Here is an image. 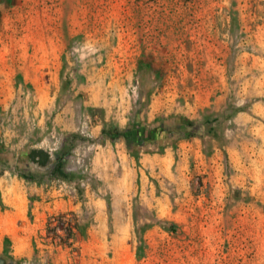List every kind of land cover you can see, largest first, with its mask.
Instances as JSON below:
<instances>
[{
  "label": "rangeland",
  "instance_id": "1",
  "mask_svg": "<svg viewBox=\"0 0 264 264\" xmlns=\"http://www.w3.org/2000/svg\"><path fill=\"white\" fill-rule=\"evenodd\" d=\"M261 156L264 0H0V187L75 221L0 264H264Z\"/></svg>",
  "mask_w": 264,
  "mask_h": 264
},
{
  "label": "crops",
  "instance_id": "2",
  "mask_svg": "<svg viewBox=\"0 0 264 264\" xmlns=\"http://www.w3.org/2000/svg\"><path fill=\"white\" fill-rule=\"evenodd\" d=\"M199 146L196 139L180 142L181 160L185 161L188 158L196 162L202 160L204 156ZM167 153L143 154L141 159L148 161L145 167H154L157 161L158 169L165 172L166 163L162 157ZM262 163L264 158L261 156L256 159L255 166ZM0 189V200L4 207V210H1L0 205V238L7 237L10 240V253L13 256L30 258L34 248L38 247V237L44 232L45 226L47 227L49 217L72 208V203L69 198L59 196L53 188L48 189L46 185L28 183L18 178L4 181Z\"/></svg>",
  "mask_w": 264,
  "mask_h": 264
},
{
  "label": "trees",
  "instance_id": "3",
  "mask_svg": "<svg viewBox=\"0 0 264 264\" xmlns=\"http://www.w3.org/2000/svg\"><path fill=\"white\" fill-rule=\"evenodd\" d=\"M189 127H194L195 124L191 121L188 123ZM41 151H31L29 159L34 161L36 153ZM46 159L49 157L48 153H45ZM75 221L73 216H67L66 214H56L49 217L47 221V234L53 240L59 242H65L72 239L74 235Z\"/></svg>",
  "mask_w": 264,
  "mask_h": 264
},
{
  "label": "built area",
  "instance_id": "4",
  "mask_svg": "<svg viewBox=\"0 0 264 264\" xmlns=\"http://www.w3.org/2000/svg\"><path fill=\"white\" fill-rule=\"evenodd\" d=\"M51 238V237H50ZM52 239V238H51ZM55 241H57V239L55 240Z\"/></svg>",
  "mask_w": 264,
  "mask_h": 264
}]
</instances>
